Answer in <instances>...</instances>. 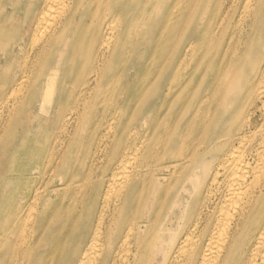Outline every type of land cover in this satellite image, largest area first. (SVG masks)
<instances>
[{"label": "bare ground", "instance_id": "bare-ground-1", "mask_svg": "<svg viewBox=\"0 0 264 264\" xmlns=\"http://www.w3.org/2000/svg\"><path fill=\"white\" fill-rule=\"evenodd\" d=\"M6 4L31 51L0 66V264H34L52 224L46 264H148L159 240L171 264H264V0ZM78 182L72 224L49 208ZM184 198L189 234L166 233Z\"/></svg>", "mask_w": 264, "mask_h": 264}, {"label": "rangeland", "instance_id": "rangeland-1", "mask_svg": "<svg viewBox=\"0 0 264 264\" xmlns=\"http://www.w3.org/2000/svg\"><path fill=\"white\" fill-rule=\"evenodd\" d=\"M9 10H10V7L7 6L6 0H0V24L2 23V26L4 29L2 37L5 38L7 43H9L5 45V48L2 47L0 49V66L2 64V70H4L5 64L9 61H11L12 62L11 64L13 65H17V66L21 65L22 67V65H25V63L27 62L28 53L31 51V47L28 44V41H26V44L25 42L20 43L22 36L25 35L24 31L20 32L16 28H13V27H17V25H15L12 22H17L19 25L20 24L19 19H21V17L15 13L13 17H11V19L8 20L10 16ZM22 14L24 13H21V16ZM4 22H6V26H4ZM36 50H34L33 53H36ZM33 58H34V55H31L29 60L32 61ZM93 147L94 145L92 146V144H89V143H86L85 146L83 147L81 159L88 161V164L90 162V159H92ZM13 158L15 159V154L10 155L7 161L6 159L0 160V169H2L0 172V175L5 172V169H6L5 166L7 165H9L10 170H11V163L13 161ZM78 172L79 173L77 174V179L81 180L80 179L81 176L83 175L87 176L89 172L96 174L97 170L96 169L88 170L87 167L81 168L79 166ZM56 183L59 184L58 181ZM2 186L6 188L5 192L0 193V196L2 197L3 201H9L13 204L16 199V192L14 190L13 184L10 181L6 183L5 185L2 184ZM76 186L72 185L68 188L62 187L59 193L57 192L52 193L53 198H52V201L50 203V208H49V211H51L53 216L60 212H64L66 210L68 211L73 210L74 212L73 218H75V220L72 224H75L80 216L86 215L89 211H91L90 204H92L93 198L97 194L96 189L94 188L95 185L93 186L86 185L85 187H82L81 182H78ZM83 197H84V200L82 201ZM186 205H187V199L184 198L181 203L182 210L178 211L177 213L178 216L177 218L174 219L175 221L174 224L168 227L167 229H165L166 233L171 232L172 230H178L179 232L178 236L182 235L184 237L187 234H189L190 228H188V223L186 222L184 223V226L181 229V231H180V228L178 227L180 225L179 215L182 214V211L184 210ZM12 210L13 209H9L8 211H12ZM9 216L4 217L2 220L4 221ZM78 225L79 223H77V226ZM56 234H57V225H54V226L53 224L50 225V227L47 228V237L49 239L48 243L47 244L42 243L39 246V248H37V251L33 252L32 255H30L32 258L31 262H33L34 260V264H46L50 256L49 253H51L49 249V245L52 239L54 238V235ZM23 237H24V232L22 231V228L18 226L17 233L14 234L15 242H14V239L12 242L15 247L17 246L19 249H21V245L19 242H22ZM1 239L2 241H4L3 236H1ZM164 240L168 242L167 237H165ZM169 246H173V245H169ZM169 246L164 250L163 249L164 243L162 242V240H159L158 245L155 248V252L154 253L148 252L149 254L148 264H171L172 258L166 256L169 251L168 250Z\"/></svg>", "mask_w": 264, "mask_h": 264}]
</instances>
